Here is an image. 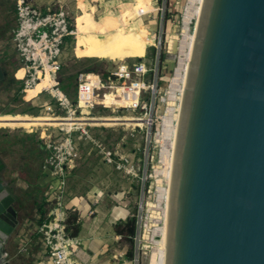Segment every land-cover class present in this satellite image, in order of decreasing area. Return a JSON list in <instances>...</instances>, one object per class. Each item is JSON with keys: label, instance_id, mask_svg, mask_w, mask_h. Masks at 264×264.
Instances as JSON below:
<instances>
[{"label": "water", "instance_id": "95a60500", "mask_svg": "<svg viewBox=\"0 0 264 264\" xmlns=\"http://www.w3.org/2000/svg\"><path fill=\"white\" fill-rule=\"evenodd\" d=\"M176 125L164 264H264V0L202 1ZM16 202L0 179V264Z\"/></svg>", "mask_w": 264, "mask_h": 264}, {"label": "rangeland", "instance_id": "374dc122", "mask_svg": "<svg viewBox=\"0 0 264 264\" xmlns=\"http://www.w3.org/2000/svg\"><path fill=\"white\" fill-rule=\"evenodd\" d=\"M28 2L44 12L47 10L53 13L64 12L67 20L72 25L75 24L80 27L77 35L63 38L60 48L61 71L58 76L65 78L68 74L71 75L69 79L71 86L64 92L71 104L75 102L76 75L78 72L85 71L83 68L90 62H93L94 67H100L106 71L122 64L132 68L140 61L139 58H142L147 68L151 70L157 68V76H155L156 80L153 87L156 102L153 105L151 125L148 128L149 140L146 139L147 128L142 126L134 128L132 126L134 122L135 124L141 122L135 118L146 117L141 113L140 108L136 112H132L127 109L116 111V106H113L114 109L111 111L96 106L89 112V115L84 113L87 116L80 115L77 112L75 118H111L109 122L114 123V125L97 126L93 125V122H88L89 125L82 127L86 131L84 138H78L76 136L77 131L71 132V153L74 154L73 168L65 179L69 192H81L85 188L103 193H128V196L131 197V214L136 217V221L139 220L138 233H136V238L133 239L132 255L134 257L137 243V264H149L153 249L151 240L155 233L153 230L161 228L164 223L162 210L165 204L161 202L156 206V196L159 188H167L168 185L163 176L156 174V171L163 167L160 154L162 144L160 133L167 108L178 109V115L180 107L178 100L173 101L174 104L168 100V92L170 81L180 59V43L184 36L183 18L188 0L165 1L167 16L162 20V27H159L161 26V15L157 11L151 17L147 16L150 18L148 19L149 27H144V23L141 22V16L150 13V10L154 7L151 1H148V4L145 3V0H28ZM5 9L12 11L13 18L4 13ZM14 17L13 1L1 0L0 32L4 31L5 26L15 27ZM152 18L155 21H152ZM195 25L196 19L193 17L187 23L186 33L188 36H194ZM115 27H118L116 31L114 30ZM159 28L162 29V32L159 31ZM10 31L0 33V37H3V39L9 38ZM132 31L139 32L140 38L133 37L135 34ZM158 38H160V44H158ZM8 47L13 49L10 46ZM156 54L162 58L159 67L156 65ZM9 73L10 76L13 73L20 78L22 70L9 68ZM145 81H153V73L150 72ZM149 93L150 91H146L143 96L145 104L149 98ZM174 94L175 97H179V92L176 91ZM19 100L21 102L28 101H22L21 98ZM43 101H51V99L44 94L39 96L35 103L39 104ZM25 104L24 106H26ZM31 112L32 117L52 118L35 109ZM65 116L66 114L63 111L55 112L57 118ZM123 118L125 122H120ZM51 123L43 122L44 125L41 128H46L47 133L55 135L53 141L56 145H60L65 138V129L60 130L59 128L67 127L53 125L56 122ZM76 123L80 125L81 121ZM39 131L41 130L36 131V135ZM106 154H109V157H106ZM67 160L66 157L63 162L64 167ZM133 187L134 190H132ZM128 196L125 197L129 198ZM150 205L156 207L151 208ZM26 224L29 230L34 225L30 220L26 221ZM154 238L157 240V235ZM120 244L126 248V259L124 258V260H127V264H135L133 262L134 258L132 260V257L127 256V251L130 248L129 243L121 240ZM109 258L110 254L101 256V260L104 262ZM120 263H123V260Z\"/></svg>", "mask_w": 264, "mask_h": 264}, {"label": "built area", "instance_id": "2783aa9c", "mask_svg": "<svg viewBox=\"0 0 264 264\" xmlns=\"http://www.w3.org/2000/svg\"><path fill=\"white\" fill-rule=\"evenodd\" d=\"M12 1L15 27L10 31L9 38L3 39L2 37L0 39V47H12L21 62V66L16 68L22 70L20 77L22 87L19 94H17L18 98L23 91L31 89L42 80H45L48 82L47 86L42 88L37 95L39 97L46 94L51 101H43L37 104L34 109L52 117L50 119H80L75 118L77 112L80 115H89V112L96 106H101L110 111L114 109L113 106H116V111L127 109L136 112L140 108L141 113L146 117L135 118L141 123H133L132 126L134 128L141 126L147 128L146 139L149 140L148 128L151 125L153 105L156 102L153 87L156 80L155 76H157V68L152 70L147 68L143 59H141L132 68L122 64L101 74L92 71L78 72L75 78V102L71 104L66 95L60 90L57 76L61 69L59 58L63 38L73 36V29H68L67 26L66 13H53L50 10L44 12L39 7L30 4L28 0ZM149 1L154 6L150 10L149 17L154 15L155 11L159 12L161 15V26L159 27H162V20L167 16L165 10L166 0ZM152 21L155 20L152 18ZM159 31L162 32V29L159 28ZM158 44H160V38H158ZM156 62V65H158V54H156ZM150 72L153 73V81L147 82L145 78ZM14 77L16 78L15 75ZM146 91H150V93L145 104L143 96ZM107 96L109 98H106ZM107 99L108 102L106 103ZM56 111H63L66 116L57 118L55 117ZM88 118L92 119V117ZM76 122L71 121L66 125L57 124L60 127H67L59 128L60 130L65 129V138L60 145L55 144L53 141L55 135L47 133V130H41L37 133L38 139L47 152L43 168L48 169L50 175L56 177L55 179H58L59 182H57L58 185L55 188H50L55 193L51 192L47 195L42 208L36 212L34 220L31 219L34 225L31 226L30 230L24 221H21L11 238L5 243L2 256L4 263H86L88 256L80 248V240L76 236L70 235L71 232L67 225L68 213L63 204L64 196L67 197L69 194L65 179L73 168L74 154L71 153V132L77 131L76 136L84 138L86 131L82 127L89 125L88 122L90 121H82L80 125H77ZM66 157L68 160L64 167L63 162ZM106 157H109V154H106ZM19 188L23 191L26 186L21 185ZM76 224L78 222L75 220ZM138 229L139 220L136 221V233H138ZM136 245L134 257L132 255L135 264L138 263V244L136 243ZM17 257L22 258L15 262Z\"/></svg>", "mask_w": 264, "mask_h": 264}, {"label": "crops", "instance_id": "0c3cea01", "mask_svg": "<svg viewBox=\"0 0 264 264\" xmlns=\"http://www.w3.org/2000/svg\"><path fill=\"white\" fill-rule=\"evenodd\" d=\"M4 13L13 18L10 9H5ZM148 15L149 12L147 15L141 16L144 27H149ZM13 27L11 25L5 26L4 31L0 33L3 34L12 30ZM132 32L135 34L133 37L140 38L139 32ZM0 55V62L6 72L5 79L0 84V114H2L0 116L35 118L30 114L37 105L35 101L38 100V95L36 94L31 99L21 98L22 101L28 100L21 102L16 93L20 78H15L13 73H11L13 75L11 77L9 73V68L16 69L17 64H21L17 54L9 47H0ZM141 59L139 58V60ZM110 119H95L98 122L94 125H114V123L109 122ZM39 129L47 130L41 126L26 128L0 126V159L5 164V170L0 172V179L15 188L17 195L15 206L20 220L24 221L26 226V221L32 222L31 219L34 220L36 212L42 208L47 195L51 192L55 193L50 188H55L59 182L58 179H55L56 177L50 175L48 169L43 168L47 152L36 135V131ZM21 185L26 186V189L21 191L19 188ZM134 189L133 187L132 190ZM125 196H128L127 192L103 193L85 188L81 192L70 191L67 197L64 196L63 204L68 217H75L78 222L76 224L78 227L76 237L81 242L80 248L88 256L85 264L128 263L127 260H124L126 248L120 244V237L114 233L116 223L125 222L132 216L130 211L131 197ZM105 254H110V258L104 262L101 260V256ZM20 258L22 257H17L15 262H18ZM121 260L123 263H120Z\"/></svg>", "mask_w": 264, "mask_h": 264}, {"label": "bare ground", "instance_id": "6f19581e", "mask_svg": "<svg viewBox=\"0 0 264 264\" xmlns=\"http://www.w3.org/2000/svg\"><path fill=\"white\" fill-rule=\"evenodd\" d=\"M148 1L149 0H145V3L148 4ZM202 1L203 0H188L187 6L185 8L184 18H183L184 27H182L184 28L183 29L184 36L180 43L181 44L180 59L178 62V66L175 69V73L170 81L169 92H168V100L171 101L172 103L175 100H178L180 102L182 95L184 93L186 78H187V73H188V68H189V63H190V57H191V52H192V46H193V41H194L193 35L192 36L187 35L186 28H187V23L190 21L191 18L195 17L196 20L199 18ZM73 25H74V28H73L72 33H73V36H75L80 30V27L75 24ZM117 28L118 27H115L114 30L116 31ZM128 28H130V26H128ZM47 84H48L47 81L42 80L41 82L36 84L33 88L23 91L20 94L19 98H29V99L33 98L42 88H45ZM176 91L179 92V97H175L174 92ZM172 109L173 108H167L166 115L163 117V120H162V129L160 133L162 144H161L160 154H161V160L163 162V167H161L159 170L156 171V174L163 176L166 180V184H168L167 188H159L157 196H156V202H157L156 206H158L161 202H164L165 204V207L162 210L164 213V223L161 228H157L153 230V232L155 231V233H154V236H152L153 239L151 240L153 249H152L151 257L149 259V264H164L165 247L162 245V242H163V233H164L166 210H167V201H168V192H169L168 186L170 182V173H171V161L173 157L174 142H175V135H176V129H177L176 127L177 125L175 124V122L178 117L177 115L178 109L177 110H172ZM71 121H81V122L90 121L91 123L93 122V125L96 124V122H98V121H95V119H90V118L50 119L48 117L28 118V117L16 116V117L11 118L10 116H8V117H0V126L1 127H8V126H19V127L34 126L35 127L37 125H40V126L44 125L43 122H50V123L56 122L53 125H57L58 124L57 122H62L61 125H66V124L71 123ZM122 121L125 122L124 118L120 120V122ZM138 123H141V122H138ZM156 206L150 205L151 208H155ZM156 235L158 237L157 240H155L154 238L156 237Z\"/></svg>", "mask_w": 264, "mask_h": 264}, {"label": "trees", "instance_id": "16d2710c", "mask_svg": "<svg viewBox=\"0 0 264 264\" xmlns=\"http://www.w3.org/2000/svg\"><path fill=\"white\" fill-rule=\"evenodd\" d=\"M67 26H68V29L73 28L72 23L69 22L68 20H67ZM146 50H147V48H146ZM161 63H162V58H161V56H159L158 66ZM20 66H21V64H17V67H20ZM83 70L95 71L98 73H104L105 72L100 67H98V68L94 67L93 62L88 63V65H86L83 68ZM59 72H58V74H59ZM70 78H71V75H69V74L67 76H65V78H61V76H58L59 88L63 92L64 95H66L64 92H66L67 89L71 86L70 81H69ZM21 87H22V82H19L18 88L16 89L17 94H19ZM67 225H68V229L71 232L70 235L76 236L78 233V227L75 225V217H68ZM114 233L120 237V240H124V241H127L129 243L130 248L127 251V256L132 257L133 241H134L133 238L136 234V217L132 216L128 220H126L125 222L116 223L114 225Z\"/></svg>", "mask_w": 264, "mask_h": 264}]
</instances>
